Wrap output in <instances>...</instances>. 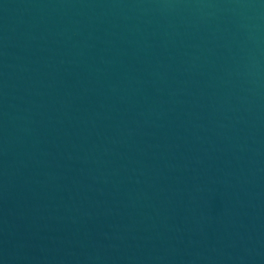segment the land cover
Returning a JSON list of instances; mask_svg holds the SVG:
<instances>
[{
    "label": "water",
    "instance_id": "obj_1",
    "mask_svg": "<svg viewBox=\"0 0 264 264\" xmlns=\"http://www.w3.org/2000/svg\"><path fill=\"white\" fill-rule=\"evenodd\" d=\"M0 264H264V0H0Z\"/></svg>",
    "mask_w": 264,
    "mask_h": 264
}]
</instances>
